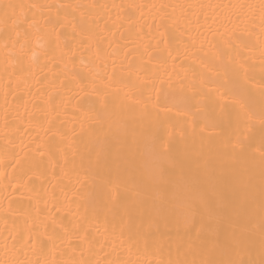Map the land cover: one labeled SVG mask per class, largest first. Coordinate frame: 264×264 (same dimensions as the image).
Instances as JSON below:
<instances>
[{"label": "bare ground", "instance_id": "obj_1", "mask_svg": "<svg viewBox=\"0 0 264 264\" xmlns=\"http://www.w3.org/2000/svg\"><path fill=\"white\" fill-rule=\"evenodd\" d=\"M0 264H264V0H0Z\"/></svg>", "mask_w": 264, "mask_h": 264}]
</instances>
